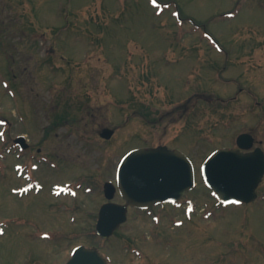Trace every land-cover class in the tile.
<instances>
[{"label":"rangeland","instance_id":"obj_1","mask_svg":"<svg viewBox=\"0 0 264 264\" xmlns=\"http://www.w3.org/2000/svg\"><path fill=\"white\" fill-rule=\"evenodd\" d=\"M197 92L225 102L186 110ZM258 102L264 0H0V264H61L77 244L111 264H264V181L254 202L220 206L199 172L186 213L131 209L113 237L94 230L122 157L167 144L199 170L244 131L264 140ZM66 109L75 122L50 131Z\"/></svg>","mask_w":264,"mask_h":264},{"label":"water","instance_id":"obj_2","mask_svg":"<svg viewBox=\"0 0 264 264\" xmlns=\"http://www.w3.org/2000/svg\"><path fill=\"white\" fill-rule=\"evenodd\" d=\"M113 133V129L105 128L101 135L111 138ZM247 138L246 135H241L239 142ZM18 141L24 144L23 137ZM203 173L220 200L250 202L257 197L256 188L264 175V155L262 152L244 154L236 150L221 149L204 164ZM119 180L127 201L145 207L182 197L193 188L195 172L192 162L181 151L160 146L132 151L120 166ZM107 192L109 193L108 190ZM113 195L114 193L109 197ZM126 219L125 206L108 203L101 210L98 232L110 236ZM68 264L106 262L97 250L79 247Z\"/></svg>","mask_w":264,"mask_h":264},{"label":"flooded vegetation","instance_id":"obj_3","mask_svg":"<svg viewBox=\"0 0 264 264\" xmlns=\"http://www.w3.org/2000/svg\"><path fill=\"white\" fill-rule=\"evenodd\" d=\"M263 146V140H259L255 137V144L253 146V149H255L256 147H260Z\"/></svg>","mask_w":264,"mask_h":264},{"label":"snow or ice","instance_id":"obj_4","mask_svg":"<svg viewBox=\"0 0 264 264\" xmlns=\"http://www.w3.org/2000/svg\"><path fill=\"white\" fill-rule=\"evenodd\" d=\"M153 2H155V0H153Z\"/></svg>","mask_w":264,"mask_h":264}]
</instances>
